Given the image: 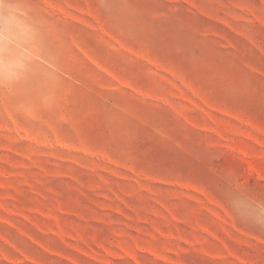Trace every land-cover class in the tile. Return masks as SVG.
Returning a JSON list of instances; mask_svg holds the SVG:
<instances>
[{
  "label": "rangeland",
  "instance_id": "rangeland-1",
  "mask_svg": "<svg viewBox=\"0 0 264 264\" xmlns=\"http://www.w3.org/2000/svg\"><path fill=\"white\" fill-rule=\"evenodd\" d=\"M0 264H264V0H0Z\"/></svg>",
  "mask_w": 264,
  "mask_h": 264
}]
</instances>
